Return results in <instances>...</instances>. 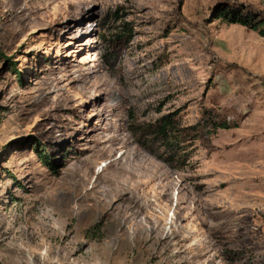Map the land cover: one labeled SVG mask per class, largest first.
<instances>
[{
	"label": "rangeland",
	"instance_id": "374dc122",
	"mask_svg": "<svg viewBox=\"0 0 264 264\" xmlns=\"http://www.w3.org/2000/svg\"><path fill=\"white\" fill-rule=\"evenodd\" d=\"M236 6L264 17L0 0V264H264V36L215 18Z\"/></svg>",
	"mask_w": 264,
	"mask_h": 264
},
{
	"label": "trees",
	"instance_id": "16d2710c",
	"mask_svg": "<svg viewBox=\"0 0 264 264\" xmlns=\"http://www.w3.org/2000/svg\"><path fill=\"white\" fill-rule=\"evenodd\" d=\"M242 7L243 6H236V8L232 10L227 9V7L222 8L219 10V12H217L215 18H221L228 23L241 24L243 26L256 30L260 35L264 36V17L258 19L255 15L246 14L244 12L245 9ZM126 25L128 24H124L122 26L120 34L117 35L118 39L131 37L132 31L130 28L126 27ZM1 60H7L8 64L12 66V68H10L11 71H15V68L13 67L15 63L11 60L10 57H7L0 48V61ZM15 73L17 76L19 75L17 71ZM18 80L19 82H21L20 78H18ZM212 118L213 117H211V115L207 116L208 123H213V129L211 130L212 133L215 132L218 128H229L233 125L229 122H212ZM197 125L200 127L205 126L201 124V122H198ZM148 131L152 132L155 137H161L164 141L163 145L168 149L178 147L174 144V142L178 141L179 137L181 138L183 135H185V137L189 135L188 131H185L184 134L181 132L184 131V129H182L181 131L178 130V128L174 125V118L172 117V115H165L164 117H161L160 121L156 125H151V127L148 128ZM196 138L197 137H195L194 139ZM39 155H41V152H39ZM42 161L46 165H51V163L47 161V159H43Z\"/></svg>",
	"mask_w": 264,
	"mask_h": 264
}]
</instances>
